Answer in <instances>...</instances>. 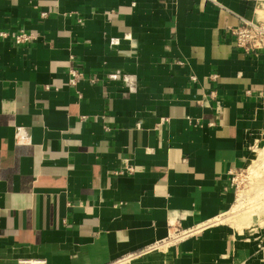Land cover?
Instances as JSON below:
<instances>
[{"label":"crops","instance_id":"crops-1","mask_svg":"<svg viewBox=\"0 0 264 264\" xmlns=\"http://www.w3.org/2000/svg\"><path fill=\"white\" fill-rule=\"evenodd\" d=\"M241 19L264 0H0V264H264L220 222L264 147Z\"/></svg>","mask_w":264,"mask_h":264},{"label":"rangeland","instance_id":"rangeland-1","mask_svg":"<svg viewBox=\"0 0 264 264\" xmlns=\"http://www.w3.org/2000/svg\"><path fill=\"white\" fill-rule=\"evenodd\" d=\"M262 148L256 149L250 160ZM231 178L234 200L220 222L231 225L239 232H250L253 236L264 238V155L257 157L250 168L246 165L234 172Z\"/></svg>","mask_w":264,"mask_h":264},{"label":"built area","instance_id":"built-area-1","mask_svg":"<svg viewBox=\"0 0 264 264\" xmlns=\"http://www.w3.org/2000/svg\"><path fill=\"white\" fill-rule=\"evenodd\" d=\"M46 14H42L45 17ZM231 34L234 37V44L237 48L246 54H258L264 52V19L260 20H244L241 19L239 24L231 29ZM0 37L6 38V33H0ZM15 44L31 43L36 40V36L32 33L18 30L13 36ZM71 79L68 84L75 87L77 81L80 79L81 74L76 71H71ZM109 78H115V73L109 74ZM79 96V95H78ZM80 97V96H79ZM233 175L232 172H230ZM233 183V182H232ZM201 226L184 228L180 224L174 223L172 225V232L169 237L172 241H181L187 239L200 232ZM31 264V263H25Z\"/></svg>","mask_w":264,"mask_h":264},{"label":"bare ground","instance_id":"bare-ground-1","mask_svg":"<svg viewBox=\"0 0 264 264\" xmlns=\"http://www.w3.org/2000/svg\"><path fill=\"white\" fill-rule=\"evenodd\" d=\"M262 155H264V148H262L261 152L260 151L258 152V155L257 156H255L254 158H252L249 161V163L247 164L248 168H250V166L254 164V162H255V160H256L257 157H260Z\"/></svg>","mask_w":264,"mask_h":264}]
</instances>
